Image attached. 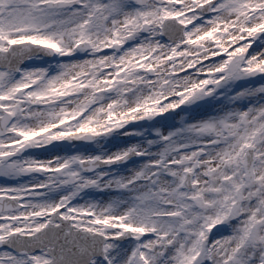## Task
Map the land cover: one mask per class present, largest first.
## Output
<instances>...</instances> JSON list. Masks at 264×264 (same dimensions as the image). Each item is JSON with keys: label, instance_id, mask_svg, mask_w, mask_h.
Listing matches in <instances>:
<instances>
[{"label": "snow or ice", "instance_id": "1", "mask_svg": "<svg viewBox=\"0 0 264 264\" xmlns=\"http://www.w3.org/2000/svg\"><path fill=\"white\" fill-rule=\"evenodd\" d=\"M0 264H264V0H0Z\"/></svg>", "mask_w": 264, "mask_h": 264}]
</instances>
